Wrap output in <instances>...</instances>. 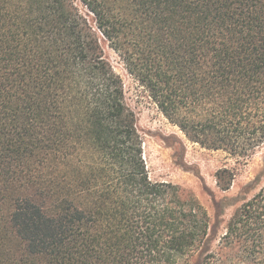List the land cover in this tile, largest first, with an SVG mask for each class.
<instances>
[{
    "label": "trees",
    "instance_id": "1",
    "mask_svg": "<svg viewBox=\"0 0 264 264\" xmlns=\"http://www.w3.org/2000/svg\"><path fill=\"white\" fill-rule=\"evenodd\" d=\"M79 2L0 0V264H264V186L222 224L226 199L211 219L152 181L101 44L189 142L246 160L264 143V0Z\"/></svg>",
    "mask_w": 264,
    "mask_h": 264
},
{
    "label": "rangeland",
    "instance_id": "2",
    "mask_svg": "<svg viewBox=\"0 0 264 264\" xmlns=\"http://www.w3.org/2000/svg\"><path fill=\"white\" fill-rule=\"evenodd\" d=\"M82 10L79 0H76ZM104 55L124 83L128 104L137 116V127L143 138V157L152 181L167 182L191 192L214 219V200L226 199L225 223L244 199L250 198L264 186V143L246 160L223 151H212L189 142L149 100L145 93L136 97L137 84L127 75L118 56L102 41ZM228 169L234 180L228 191L217 187L215 174Z\"/></svg>",
    "mask_w": 264,
    "mask_h": 264
}]
</instances>
